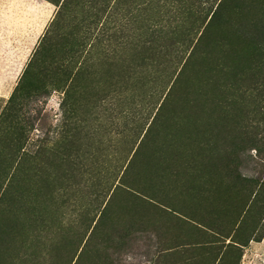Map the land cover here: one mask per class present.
Masks as SVG:
<instances>
[{"label":"rangeland","instance_id":"1","mask_svg":"<svg viewBox=\"0 0 264 264\" xmlns=\"http://www.w3.org/2000/svg\"><path fill=\"white\" fill-rule=\"evenodd\" d=\"M263 238L264 0H0V264Z\"/></svg>","mask_w":264,"mask_h":264},{"label":"crops","instance_id":"2","mask_svg":"<svg viewBox=\"0 0 264 264\" xmlns=\"http://www.w3.org/2000/svg\"><path fill=\"white\" fill-rule=\"evenodd\" d=\"M261 242H251L249 243V247L246 248V252L249 254L250 252H262L264 255V238L261 239ZM250 249V250H249ZM250 251V252H249ZM246 253V256H247Z\"/></svg>","mask_w":264,"mask_h":264}]
</instances>
